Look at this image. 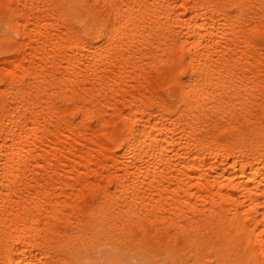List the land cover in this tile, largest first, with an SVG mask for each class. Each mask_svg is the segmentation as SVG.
Masks as SVG:
<instances>
[{
    "label": "bare ground",
    "instance_id": "1",
    "mask_svg": "<svg viewBox=\"0 0 264 264\" xmlns=\"http://www.w3.org/2000/svg\"><path fill=\"white\" fill-rule=\"evenodd\" d=\"M0 264H264V0H0Z\"/></svg>",
    "mask_w": 264,
    "mask_h": 264
},
{
    "label": "rangeland",
    "instance_id": "2",
    "mask_svg": "<svg viewBox=\"0 0 264 264\" xmlns=\"http://www.w3.org/2000/svg\"><path fill=\"white\" fill-rule=\"evenodd\" d=\"M96 250H97L98 254H100V253L104 254L106 251L111 252V253H119V252L121 253L122 252V250L117 249V247L114 244H111V243L109 244L105 241L101 242L98 245V248ZM128 254H130V253L128 252Z\"/></svg>",
    "mask_w": 264,
    "mask_h": 264
}]
</instances>
